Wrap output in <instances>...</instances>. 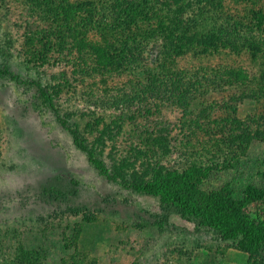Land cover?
<instances>
[{"label":"rangeland","instance_id":"374dc122","mask_svg":"<svg viewBox=\"0 0 264 264\" xmlns=\"http://www.w3.org/2000/svg\"><path fill=\"white\" fill-rule=\"evenodd\" d=\"M188 1L178 0L176 5ZM216 1L211 24L203 32L214 25L216 29L237 24L238 30L231 35L238 36V47L225 43L216 55L186 58L179 65L191 71L233 67L254 76L246 93L252 92L257 99L241 106L238 117L264 118V79L260 80L264 76V0ZM4 2H0V69L8 65L16 78L0 75V264L25 255L22 251L39 252L45 264H65L70 257L77 264H264V248L250 257L221 242L213 231L186 220L174 207L108 181L89 164L54 113L41 103L33 84L57 88L61 79H70L71 69L60 62L56 51L39 54L48 48L45 41L32 44L23 34L21 27L29 17L41 24L40 12L27 14L19 0ZM199 6L190 7L186 14L193 16ZM159 46L158 42L155 53ZM146 57L149 69L154 56ZM64 96L61 104L66 101ZM72 107L70 102L62 105L61 114L77 112ZM110 113L105 116L118 117ZM91 116L90 112H77L71 120L84 131L92 124ZM180 117L177 109L167 105L134 108L127 113L122 133L102 148L107 169L111 170L112 161L123 159L134 163L131 170H139L146 162L171 163L174 152L170 160L158 146L142 139L168 132V139L170 133L175 137ZM138 124H144L147 133L139 132L143 129ZM173 140L168 141L169 151L175 149ZM247 153L232 173H213L211 177L237 182V197L249 185L264 187V146L254 144ZM244 213L254 221L264 220V198L245 207ZM65 240L73 247L66 248Z\"/></svg>","mask_w":264,"mask_h":264},{"label":"trees","instance_id":"16d2710c","mask_svg":"<svg viewBox=\"0 0 264 264\" xmlns=\"http://www.w3.org/2000/svg\"><path fill=\"white\" fill-rule=\"evenodd\" d=\"M19 1L27 14L39 11L42 15L41 24L36 17H29L23 27L17 25L24 29L29 43L45 41L48 48L39 54L56 51L60 62L71 69L70 79H61L57 88L33 84L41 103L54 113L89 164L108 181L174 207L186 220L216 233L221 242L250 257L258 255L264 248V220H252L244 208L264 198V187L249 185L237 197V182L211 178L213 173H232L254 144L264 146V118L238 117L241 106L257 99L252 92L246 93L254 76L233 67L191 71L179 65L186 58L216 55L225 43L236 45L237 35L231 34L238 30L237 24L216 29L214 25L203 32L211 24L217 1L189 0L180 7L178 0ZM193 6L199 9L188 16ZM198 37H202L200 42ZM146 56H154L149 69L145 67ZM0 75L16 78L8 65L0 69ZM62 94L68 101L61 104ZM69 102L78 113L92 115V124L84 131L72 123L77 112L61 114L60 107ZM160 104L180 113L179 133L175 137L170 133L169 139V132L164 136L150 134L142 142L158 146L170 160L174 152L172 162H146L139 170H131L134 163L111 159V170L107 169L102 148L122 133L127 113ZM108 111L118 117L105 116ZM137 126L143 129L139 132L149 130L144 124ZM170 140L176 144L175 149L170 147L171 153ZM64 246L73 247L67 240ZM22 253L25 255H15L3 263L45 264L39 252ZM74 258L64 260L65 264H77Z\"/></svg>","mask_w":264,"mask_h":264}]
</instances>
